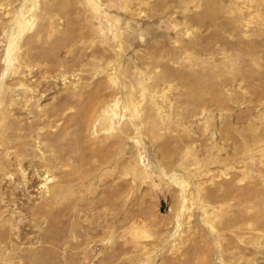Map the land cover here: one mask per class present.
<instances>
[{
  "label": "rangeland",
  "instance_id": "obj_1",
  "mask_svg": "<svg viewBox=\"0 0 264 264\" xmlns=\"http://www.w3.org/2000/svg\"><path fill=\"white\" fill-rule=\"evenodd\" d=\"M0 264H264V0H0Z\"/></svg>",
  "mask_w": 264,
  "mask_h": 264
}]
</instances>
